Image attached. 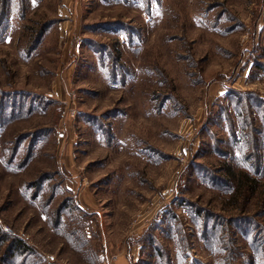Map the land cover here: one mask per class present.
<instances>
[{
  "label": "rangeland",
  "instance_id": "obj_1",
  "mask_svg": "<svg viewBox=\"0 0 264 264\" xmlns=\"http://www.w3.org/2000/svg\"><path fill=\"white\" fill-rule=\"evenodd\" d=\"M0 112V264H264V0H0Z\"/></svg>",
  "mask_w": 264,
  "mask_h": 264
},
{
  "label": "crops",
  "instance_id": "obj_2",
  "mask_svg": "<svg viewBox=\"0 0 264 264\" xmlns=\"http://www.w3.org/2000/svg\"><path fill=\"white\" fill-rule=\"evenodd\" d=\"M228 85H225V86H222V90L221 91H219V93H218V95H213V98H220V97H222V96H227V92H228ZM221 94H223V95H221ZM220 95V97H218ZM53 97V96H52ZM212 101H213V99H212ZM69 162H70V166L72 167V163H71V161H70V159H69ZM73 168V167H72ZM72 168H70L69 167V171L71 172V174L73 175V176H69V177H67L66 178V181H69L70 183V185H71V183H72V185L74 186V182H79L81 179H82V176H80V178H78V176L76 177V174L73 172V169ZM69 185V186H70ZM71 185V186H72ZM70 186V187H71ZM70 187H68V191L69 190H72ZM70 188V189H69ZM76 194V193H75ZM80 197V196H79ZM77 200V202H78V206L80 207V208H82V209H84V210H88V211H94V210H96V208H92V210H91V208L89 209V207H88V204L89 205H92V201L89 199H87L86 198V196L84 195H82L81 194V198L79 199V198H77L76 199Z\"/></svg>",
  "mask_w": 264,
  "mask_h": 264
},
{
  "label": "trees",
  "instance_id": "obj_3",
  "mask_svg": "<svg viewBox=\"0 0 264 264\" xmlns=\"http://www.w3.org/2000/svg\"><path fill=\"white\" fill-rule=\"evenodd\" d=\"M45 30L46 29H44L42 32H41V34L39 35V37H38V39H37V41H36V43H35V45H34V47L33 48H36L37 47V45H38V43L40 42V40H41V38H42V35L44 34V32H45ZM115 64L113 65V67H112V69H110V72L113 74V76H114V74H115ZM121 74V73H120ZM121 76H122V74H121ZM122 80H123V78H122ZM231 89L233 88V87H230ZM228 94H227V96L228 95H231V93H232V91H230V89L228 90ZM231 98V97H230ZM239 100V99H238ZM237 100V103H240L239 101ZM237 110H238V112H240V109H239V106L237 105ZM0 115H1V112H0ZM40 130V129H39ZM41 131H43V130H41ZM40 131V132H41ZM36 132H38V131H36ZM109 134H110V136H111V132L109 131ZM34 144V143H33ZM33 144L31 145V149L29 150V152H28V154L26 155V156H28L29 154H30V152L32 151V147H33ZM241 177H247V174L246 173H241V175H240ZM240 177V178H241ZM242 179V178H241ZM241 179H239V180H241ZM12 239V242H11V244L10 245H8L9 247H8V249L10 250L11 249V247L12 248H15V249H20L21 247H25V248H27V244H25L21 239H19V238H17V237H13V238H11Z\"/></svg>",
  "mask_w": 264,
  "mask_h": 264
}]
</instances>
